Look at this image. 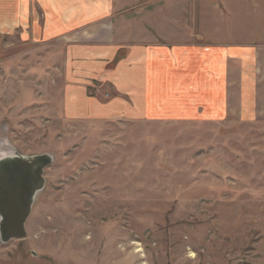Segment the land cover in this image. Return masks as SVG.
Here are the masks:
<instances>
[{"label":"rangeland","instance_id":"374dc122","mask_svg":"<svg viewBox=\"0 0 264 264\" xmlns=\"http://www.w3.org/2000/svg\"><path fill=\"white\" fill-rule=\"evenodd\" d=\"M59 45L0 28V144L54 156L0 264H264V123L65 114Z\"/></svg>","mask_w":264,"mask_h":264},{"label":"crops","instance_id":"0c3cea01","mask_svg":"<svg viewBox=\"0 0 264 264\" xmlns=\"http://www.w3.org/2000/svg\"><path fill=\"white\" fill-rule=\"evenodd\" d=\"M0 2V28L60 44L65 114L264 123V0Z\"/></svg>","mask_w":264,"mask_h":264},{"label":"water","instance_id":"95a60500","mask_svg":"<svg viewBox=\"0 0 264 264\" xmlns=\"http://www.w3.org/2000/svg\"><path fill=\"white\" fill-rule=\"evenodd\" d=\"M0 153V243L26 237L25 222L43 191L45 168L53 163L52 153L25 155L9 144Z\"/></svg>","mask_w":264,"mask_h":264},{"label":"flooded vegetation","instance_id":"af4514ba","mask_svg":"<svg viewBox=\"0 0 264 264\" xmlns=\"http://www.w3.org/2000/svg\"><path fill=\"white\" fill-rule=\"evenodd\" d=\"M0 146H2V148H3V145L2 144H0ZM3 152H4V150L3 149H0V153H3Z\"/></svg>","mask_w":264,"mask_h":264}]
</instances>
